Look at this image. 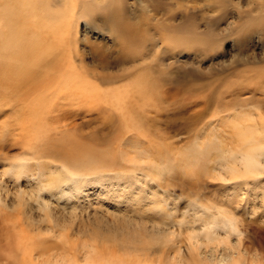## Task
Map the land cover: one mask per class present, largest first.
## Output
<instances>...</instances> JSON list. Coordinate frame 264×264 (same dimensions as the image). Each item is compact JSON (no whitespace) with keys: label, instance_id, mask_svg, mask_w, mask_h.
<instances>
[{"label":"rangeland","instance_id":"obj_1","mask_svg":"<svg viewBox=\"0 0 264 264\" xmlns=\"http://www.w3.org/2000/svg\"><path fill=\"white\" fill-rule=\"evenodd\" d=\"M49 3L62 9L65 0ZM74 3L91 5L72 28L81 37L84 23L96 27L77 49L98 87L37 112L25 101L0 100V264H22L35 241L45 252L34 264H226L212 257L230 250L240 256L227 264H264V173L229 181L217 165L231 135L229 112L217 106L227 89L246 103L227 123L242 121L264 141V0ZM114 22L148 32L139 37L134 73L150 76L162 98L138 109L142 124L128 110L133 101L114 95L132 79L121 75L133 54L102 38ZM25 23L26 34L37 32L32 19ZM249 139L240 136L234 148L245 152ZM36 147L60 156L35 154ZM69 180L64 192L53 189ZM13 200L15 207L4 204Z\"/></svg>","mask_w":264,"mask_h":264},{"label":"bare ground","instance_id":"obj_2","mask_svg":"<svg viewBox=\"0 0 264 264\" xmlns=\"http://www.w3.org/2000/svg\"><path fill=\"white\" fill-rule=\"evenodd\" d=\"M5 1L6 5L3 6V1L0 0V100H13L17 102L25 101L28 102L29 105H33L35 109L34 111H36L38 106L49 104L51 101H57L66 95L71 98L80 97L85 99L88 97V95L84 94L91 93L92 91L95 93L97 90L96 87H98V85L96 83L92 84V81L89 80L91 79L89 78L91 75L89 70L86 68L88 65L86 66V60L83 58L85 55L82 57L81 53L77 49V45H80L78 39L81 40L82 43H85V40L87 39L86 34L91 32L93 33L96 27L87 28L88 24L84 23V31L81 37L78 35L77 28L75 30L72 28L73 18H75L77 15L83 14L85 11L91 10V5H76L74 3L75 0H65V5L62 7V9H54L49 3L50 0H46V3H44L43 0L42 2L44 4L41 2L36 6L34 4L37 0ZM1 5L3 8H1ZM82 5L85 7L82 8ZM110 10H114V8ZM141 14L144 13L141 12ZM134 15L135 17L137 16V14ZM26 19H32L35 23V29L37 32H33V35L26 34ZM136 24L130 29L129 32L125 29H122L114 22L108 29V34L106 36L103 35L102 38L108 42V45L110 43L111 46L118 47V50L123 54L128 53L130 49L133 50V54H128L130 58L129 61H126L129 62L128 67H124V73L121 75L122 78H125V81H127L126 78L128 80L129 78L132 79H130L131 81H128L129 83L124 88L121 87V89L114 90L116 91L114 92V95L121 100L120 102H122V99L124 98L132 100V104L135 105H131L128 110L133 109L134 112L131 111V113L134 114L133 116L137 118V121H140V123L142 121L143 123V120H139L138 118L141 113H139L137 116L138 109L140 107L144 108L147 104L156 102L158 98L161 99L162 90H160L159 94V89L155 84H152L153 80L151 81L150 76L143 73L141 74V72L137 74L134 73V69L140 66V63L136 59L138 44L140 43V39H142L146 33H148L146 32L144 36L142 34L139 35ZM156 28L158 27L156 26ZM125 32H127L128 35L126 37L123 35ZM42 34H45V36L41 37L40 35ZM140 36L142 38H139ZM96 38H98V35ZM163 39L168 41V39L164 37ZM82 49H85L84 51H86V47ZM96 79L100 80L99 78ZM226 91H230L229 96L226 98V94L223 95V100H219L218 105L217 103L216 105L220 111L229 112L227 120L230 118L231 120L238 121L239 116H235V113L233 114L231 111L240 105L242 107L245 106L246 103L241 102L240 104V101H235L239 95L238 92L235 91V93L233 90L229 89ZM24 111L27 112L26 110ZM130 119L132 120V118ZM224 120L225 119H222V121ZM227 120L225 121V127L227 128L226 131H229L231 134L229 137V145H224L222 143L221 150L219 152L220 158L218 163L216 162L219 168L225 171V174H223L225 179L229 181L239 178L249 179L250 177L248 176L252 175L251 177L254 176V178H256L263 174L264 141L261 142L257 137H250V135L253 136L252 130L249 125H244L242 121H234L231 122L232 124H228ZM242 135H247V137L250 138L248 140L249 145L246 147L247 150H245V152L242 150V147L237 149L234 148L235 145L233 146V142H235L234 140L239 139V137H242ZM243 144L246 146L247 142H243ZM50 148H37L35 154L42 155V152H44L46 153L45 156L50 153L51 156L55 157L57 153ZM86 149L78 148V150H80L79 154H83L82 152H85ZM84 154H88L92 157L98 156V153L92 150H88ZM57 155L60 156V152H58ZM65 156L67 157V155ZM66 157H64V160ZM96 162L98 161L96 160ZM111 164V162L107 163V165L103 163V166L104 168L108 169ZM51 183H53V181ZM68 185L72 187L70 180L55 184L53 189H55V191L60 194L64 192L65 189H68ZM1 195L0 201L4 202L5 198L3 197V194ZM4 204H6L7 207H15L16 205L14 200ZM28 206L31 208L30 205ZM29 211H31V209H26V213H29ZM58 214H60V212H53L56 221H59ZM205 229L206 228L202 230ZM11 246V243H9L6 247V251H8L7 255L12 256L13 252L11 250ZM29 247L30 249L26 250V248L24 251L25 253H23L25 256L22 258L23 263L26 262V264H34V256H37V260L42 254H44L45 244L40 241H35L34 243H31V246ZM212 251L213 250L211 249L210 252L212 253ZM212 254L214 255V253ZM238 255V250H230L221 254L219 257H215V255L214 257H211L212 259L218 260L219 263L227 264L233 259V257L237 258L235 256ZM179 261H181V259H179Z\"/></svg>","mask_w":264,"mask_h":264}]
</instances>
